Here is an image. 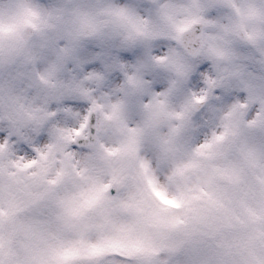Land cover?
Listing matches in <instances>:
<instances>
[{
    "label": "clouds",
    "instance_id": "obj_1",
    "mask_svg": "<svg viewBox=\"0 0 264 264\" xmlns=\"http://www.w3.org/2000/svg\"><path fill=\"white\" fill-rule=\"evenodd\" d=\"M0 264H264V0H0Z\"/></svg>",
    "mask_w": 264,
    "mask_h": 264
}]
</instances>
